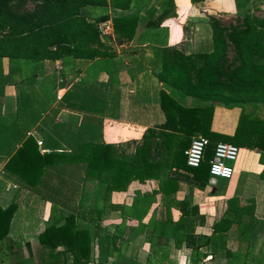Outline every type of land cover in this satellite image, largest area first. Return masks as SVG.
I'll list each match as a JSON object with an SVG mask.
<instances>
[{"label":"crops","instance_id":"obj_1","mask_svg":"<svg viewBox=\"0 0 264 264\" xmlns=\"http://www.w3.org/2000/svg\"><path fill=\"white\" fill-rule=\"evenodd\" d=\"M261 4L264 0H131L126 10L86 7L89 21L108 16L100 24L110 27L101 38L103 57L0 59V209L15 208L7 235L0 240V264L28 259L29 250L33 259L39 257L38 238L48 227H60L68 216L89 208L102 213L91 223L94 241L87 264H264V151L238 147L229 181L211 185L195 180L188 169L161 166L153 178L134 180L124 191L109 194L100 191L97 181L85 180V165L78 162L45 166L35 187L17 174L22 163L6 169L28 139L36 146L32 156L36 149L41 158L100 144L135 158L148 130L157 133L149 139L147 159L170 163L162 135L168 131L161 129L166 121L161 92L175 98L176 91L157 78L162 51H176L196 68L213 50L212 19L231 30L226 19L243 20ZM120 18L139 19L131 39L114 32L112 20ZM225 39L222 64L237 66L230 55L234 46ZM195 103L185 97L181 104L189 108ZM210 105L209 130L224 138L235 134L242 115L264 121L262 104L202 106ZM120 224L124 230L113 249L106 242ZM249 226L250 232L242 234ZM100 241L105 243L101 250Z\"/></svg>","mask_w":264,"mask_h":264},{"label":"trees","instance_id":"obj_2","mask_svg":"<svg viewBox=\"0 0 264 264\" xmlns=\"http://www.w3.org/2000/svg\"><path fill=\"white\" fill-rule=\"evenodd\" d=\"M7 1L9 0H0V59L37 61L60 60L64 57L93 60L103 57L105 52L102 50L104 45L99 25L106 22L108 16L105 14L89 21L85 13L86 7L103 11L102 9L110 5L115 9L126 10L131 2L35 0L39 2L38 10L26 17H19L11 12L7 13L2 8ZM241 6L246 8L247 4L244 2ZM260 15L244 14L241 28L231 27V30H224L223 25L212 19L213 50L204 58L203 68L197 72L196 88L192 85V62L176 51H162L161 70L157 78L161 84L176 91L175 98L164 91L161 92V107L166 117L161 129L168 131L162 135L165 152L172 156L170 163H152L147 159L146 147L149 139L157 133L155 130H148L144 146L136 151L135 158L122 157L111 145L103 144L83 145L75 153H52L41 158L36 149L32 156L36 146L32 139H28L6 164V169L12 171L14 165L22 163V170L17 174L29 186L35 187L42 179L45 166L78 162L85 165V180L97 181L100 191L103 189L109 194L113 191H124L134 180L144 182L153 178L161 166L188 169L195 180L207 181L208 164L203 163L197 169L189 168L185 164L184 151L191 142V136L201 135L214 142L264 151L263 120L242 115L235 134L224 138L212 134L209 130L214 106H202L203 103L226 106L264 105V16ZM139 23L138 18L112 20L114 32L127 39H131ZM225 37L233 44L234 61L238 62L232 69L231 64L227 67L222 64L227 53ZM224 74L226 80L218 82V78ZM185 97L193 98L196 106H182ZM33 158L35 160L29 162ZM14 209V205L6 210L0 209V240L7 235ZM119 209L126 212L124 207ZM101 213V210L97 209H84L78 211L77 215L68 216L62 226L48 227L38 238L41 249L38 258L41 262H36L37 257L33 259V253L29 250L30 258H18L16 264H66L69 256L72 258L71 264H87L91 259V243L94 241V226L91 223H95ZM84 221L90 224L84 225ZM123 230L124 224L117 226L106 242L113 249H116ZM250 230L251 226L246 227L242 234L249 233ZM220 231L221 227L218 228V232ZM104 244L100 241V250L104 248ZM59 247H62L63 251L57 252ZM45 250L48 252H44ZM106 259L107 255L99 261L104 263Z\"/></svg>","mask_w":264,"mask_h":264},{"label":"built area","instance_id":"obj_3","mask_svg":"<svg viewBox=\"0 0 264 264\" xmlns=\"http://www.w3.org/2000/svg\"><path fill=\"white\" fill-rule=\"evenodd\" d=\"M100 37L109 34V25L99 26ZM239 148L225 142H212L202 136L192 138L184 151L185 164L197 169L203 163L208 164V180L214 185L218 180L229 181L233 176V165L238 158Z\"/></svg>","mask_w":264,"mask_h":264},{"label":"rangeland","instance_id":"obj_4","mask_svg":"<svg viewBox=\"0 0 264 264\" xmlns=\"http://www.w3.org/2000/svg\"><path fill=\"white\" fill-rule=\"evenodd\" d=\"M1 3L3 4V1ZM38 7H39V2L35 1V0H9V1H7L5 3V6L2 5V8H4V10H6L7 13L11 12L14 15H17L19 17H26L29 14H32V13L36 12L38 10L37 9ZM256 9H257L255 11L256 13H254V14H257V15L261 14L260 17L261 16L263 17L264 16V4H261L260 8H256ZM224 24H225V26L227 28L228 27L229 28H231V27L234 28L235 27V28L240 29L241 28V24H242V20L241 19L237 20V18H228V19L225 20ZM232 51H233V53H232ZM230 55H231V57L235 56V52H234L233 49H230ZM202 65L203 64H201L200 66L197 65L196 68H193V69H195V72H194V74L191 77H192V85H193L194 88L197 87V76L196 75H197L198 70L203 68ZM230 68L232 69L233 67L231 66ZM224 78L226 79L225 74H224V76H220L218 78V82H221L222 80H224ZM203 104H205V103H203ZM238 115H239V113H238ZM234 164H232V165H234ZM260 165L263 166V169L261 170V174L260 175H261V177H263L262 179H264V163L263 164L260 163ZM244 182H245V180H243V183ZM208 189H209L208 190V195H210L212 189L210 188V186H209ZM71 260H72V258H71V256H69L67 258V263L66 264H71ZM35 261L38 262V263L41 262V260L38 257H37V260H35ZM125 264H128V263L126 262Z\"/></svg>","mask_w":264,"mask_h":264}]
</instances>
